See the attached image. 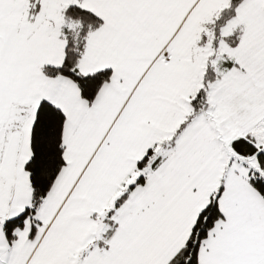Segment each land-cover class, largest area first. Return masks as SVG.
<instances>
[{"label":"snow or ice","instance_id":"obj_1","mask_svg":"<svg viewBox=\"0 0 264 264\" xmlns=\"http://www.w3.org/2000/svg\"><path fill=\"white\" fill-rule=\"evenodd\" d=\"M0 264H264V0H0Z\"/></svg>","mask_w":264,"mask_h":264}]
</instances>
